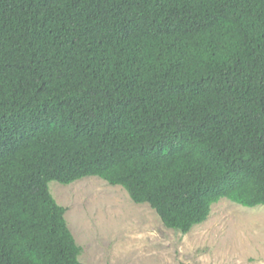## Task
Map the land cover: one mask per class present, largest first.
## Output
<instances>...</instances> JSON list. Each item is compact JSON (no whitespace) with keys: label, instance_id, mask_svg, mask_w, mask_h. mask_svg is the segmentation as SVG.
Returning <instances> with one entry per match:
<instances>
[{"label":"trees","instance_id":"obj_1","mask_svg":"<svg viewBox=\"0 0 264 264\" xmlns=\"http://www.w3.org/2000/svg\"><path fill=\"white\" fill-rule=\"evenodd\" d=\"M86 176L181 233L264 205V0H0V264H86Z\"/></svg>","mask_w":264,"mask_h":264},{"label":"rangeland","instance_id":"obj_2","mask_svg":"<svg viewBox=\"0 0 264 264\" xmlns=\"http://www.w3.org/2000/svg\"><path fill=\"white\" fill-rule=\"evenodd\" d=\"M86 264H264V205L227 198L187 233L167 228L147 203L98 176L48 183Z\"/></svg>","mask_w":264,"mask_h":264}]
</instances>
